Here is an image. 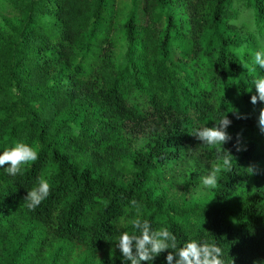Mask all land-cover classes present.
<instances>
[{"label": "trees", "instance_id": "obj_1", "mask_svg": "<svg viewBox=\"0 0 264 264\" xmlns=\"http://www.w3.org/2000/svg\"><path fill=\"white\" fill-rule=\"evenodd\" d=\"M261 47L264 0H0V151L38 153L0 168V264H122L137 209L180 244L264 264ZM223 114L230 138L201 144L193 131ZM205 165L218 182L192 195ZM38 178L49 195L28 209Z\"/></svg>", "mask_w": 264, "mask_h": 264}, {"label": "clouds", "instance_id": "obj_2", "mask_svg": "<svg viewBox=\"0 0 264 264\" xmlns=\"http://www.w3.org/2000/svg\"><path fill=\"white\" fill-rule=\"evenodd\" d=\"M253 63L260 70H264V47L258 48L253 54ZM255 86V94L250 96V102L255 104L257 100L264 102V75L257 74L253 77L252 86ZM230 119L225 115H219L212 126H201L192 134L206 146H222L229 139L226 129L230 125ZM259 130L264 133V108L257 118ZM228 153V152H227ZM36 149L23 141L14 142L10 147L0 151V168L15 177L21 172V166L37 159ZM222 159L224 167H230V159L220 153L217 147V160ZM221 168L211 169L201 176L200 183L204 189L214 187L218 182ZM49 195V182L46 178H38L37 185L27 189L24 202L28 209L37 207ZM136 206V201H130ZM132 231L121 230L116 242L119 249L122 264H154V259L162 252L165 264H233V259L225 260L223 249L215 241H206L199 238L187 237L182 244L178 243L177 236L166 227L153 228L149 220L142 219L137 209V214L130 220ZM253 264H256L253 261Z\"/></svg>", "mask_w": 264, "mask_h": 264}, {"label": "rangeland", "instance_id": "obj_3", "mask_svg": "<svg viewBox=\"0 0 264 264\" xmlns=\"http://www.w3.org/2000/svg\"><path fill=\"white\" fill-rule=\"evenodd\" d=\"M117 1V4L120 6L124 3V1L126 0H116ZM136 141H138L139 144H143V142L146 140V137L145 136H137L136 137ZM212 169V166H208V165H205L204 168H203V172H202V176L207 174L210 170ZM178 172V169H175V171L173 173H177ZM201 180V179H200ZM199 180V182H200ZM194 189H191V194L192 195H198L199 193H204L206 191V189L203 188V186L200 184L196 185L195 187H193ZM179 189H181V186H179Z\"/></svg>", "mask_w": 264, "mask_h": 264}]
</instances>
